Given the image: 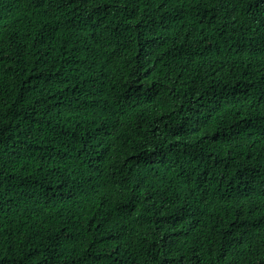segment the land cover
I'll use <instances>...</instances> for the list:
<instances>
[{"label":"trees","instance_id":"trees-1","mask_svg":"<svg viewBox=\"0 0 264 264\" xmlns=\"http://www.w3.org/2000/svg\"><path fill=\"white\" fill-rule=\"evenodd\" d=\"M0 264H264V0H0Z\"/></svg>","mask_w":264,"mask_h":264}]
</instances>
